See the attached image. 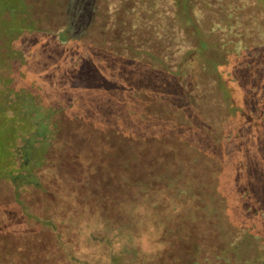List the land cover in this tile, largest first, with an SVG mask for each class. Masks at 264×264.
<instances>
[{"label": "trees", "instance_id": "trees-1", "mask_svg": "<svg viewBox=\"0 0 264 264\" xmlns=\"http://www.w3.org/2000/svg\"><path fill=\"white\" fill-rule=\"evenodd\" d=\"M69 1L75 12L69 22L89 25L106 45L87 36L79 48L93 60L94 77L109 72L114 81L101 130L118 164L127 165L124 180L135 196L161 206L153 213L156 242L174 241L169 220L181 231L186 264H264V42L257 41L264 36V0H254V8L244 0H113L103 26L89 24V1ZM117 10L124 19L113 17ZM68 38L65 31L62 41ZM64 53L76 60L75 52ZM92 87L48 105L20 90L30 101L19 106L28 121H12L24 128L15 135L22 145L13 185L42 190L35 171L49 165L46 155L55 145L63 149L58 136L66 132V112L89 101L98 109ZM151 104L169 106L178 122L149 111ZM164 201L169 208L160 211ZM133 257L140 262L143 251L135 249Z\"/></svg>", "mask_w": 264, "mask_h": 264}, {"label": "rangeland", "instance_id": "rangeland-1", "mask_svg": "<svg viewBox=\"0 0 264 264\" xmlns=\"http://www.w3.org/2000/svg\"><path fill=\"white\" fill-rule=\"evenodd\" d=\"M87 1L91 5L89 24L95 20L103 26L105 8L110 11L113 0ZM253 2L244 0L243 4L254 8ZM10 3L3 0L0 4V264H147V260L149 264H186L180 229L167 220L171 222L168 232L176 230L175 239L156 242L159 219L153 213L161 206L148 207L143 198L135 196L133 184L124 180L130 175L127 165L118 164L116 151L105 144L108 135L101 130L100 114L113 103L116 88L107 78L109 72L106 77H94L93 60H87V50L79 48L87 36L101 45L97 33L91 32L94 30L89 25L69 22L72 1L24 0V6L19 0ZM121 13L117 10L113 17L124 19ZM65 31L69 38L62 41ZM257 39L264 42L261 34ZM67 50L75 52L76 60L64 53ZM90 86L95 88L98 109L92 111L89 101L66 112V132L58 136L63 149L57 150L55 145L46 155L49 165L35 171L42 190L29 185L20 189V181L13 185L10 177L18 174L16 153L22 145L15 135L24 128L12 121H28L19 106L30 101L20 90H28L48 105ZM8 106L14 108L12 112ZM148 110L161 114L165 121L178 122V113L169 106L151 104ZM89 112L91 119L86 117ZM77 114L81 116L73 120ZM167 139L172 141V136ZM164 203L167 206L160 211L169 208L170 204ZM137 208L143 210L135 211ZM145 212L149 216L145 217ZM91 235L94 240H90ZM135 249L143 251L140 262L133 257Z\"/></svg>", "mask_w": 264, "mask_h": 264}]
</instances>
